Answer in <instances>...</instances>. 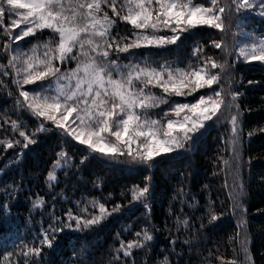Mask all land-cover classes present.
Instances as JSON below:
<instances>
[{"label":"snow or ice","instance_id":"6c2138e0","mask_svg":"<svg viewBox=\"0 0 264 264\" xmlns=\"http://www.w3.org/2000/svg\"><path fill=\"white\" fill-rule=\"evenodd\" d=\"M256 21L264 25V0H0V92L11 100L0 110V243L12 246L6 264H46L64 243L86 242L136 213L107 249L106 264H150L160 233L168 244L159 264H183L194 251L199 264H255L245 179L253 157L245 142L264 136V121L249 127L234 68L264 69V32L250 28ZM213 49L219 59L207 54ZM217 126L225 128L228 155L217 161L229 214L238 218L231 259L218 247L197 251L225 212L210 197L201 204L182 181L163 227L152 220L155 174L190 160ZM52 140L58 150L43 169L45 194L25 189L15 176ZM93 163L139 182L105 195L99 177L90 181L95 191L68 180ZM59 174L68 181L63 188ZM21 198L30 205L26 217L12 211Z\"/></svg>","mask_w":264,"mask_h":264},{"label":"trees","instance_id":"16d2710c","mask_svg":"<svg viewBox=\"0 0 264 264\" xmlns=\"http://www.w3.org/2000/svg\"><path fill=\"white\" fill-rule=\"evenodd\" d=\"M250 28H254L258 35L264 32V25H261L259 21L254 22ZM207 54L215 56L217 59L220 56L219 50L215 49L208 51ZM165 58L168 60L176 59L175 56H167ZM241 78L243 79V84H234V87L243 93L240 98L242 108L251 109V112L246 115V119L249 127H252L264 121V69H261L259 64L236 63L234 80H240ZM248 80L260 81L261 83L249 86L247 84ZM10 107L11 100L3 92H0V110ZM224 134L225 128L222 126H217L216 129L210 130L200 149L190 160L179 161L170 171L157 172L155 174V183L159 195L157 203L153 206L152 220L157 226L163 227L166 220L168 198L172 195L177 182L182 181L188 189H191L192 193L197 194V198L200 199L201 204L205 203L210 197L216 202V206L222 208L225 212V216L217 230L211 234L210 238L203 239L197 251L203 252L205 248L213 249L218 247L220 255L231 259L234 256V252L233 246L228 243V239L238 231V218L232 217L229 214V187H225V174L220 172V165L217 161L218 156L227 158L228 155L223 151L224 144L221 137ZM54 150H58L55 140L49 141L47 145L38 149V157L27 160L20 167V174L15 176L17 182H19L22 175L25 189L31 188L42 195L45 194L43 169L47 166ZM245 153L246 156L251 155L253 157V166L246 173L245 177L249 187V196L246 203L249 209L248 220L252 240V256L255 264H264V213L257 211V208H264V136H254L250 143L246 141ZM0 163H3V161H0ZM214 172L217 174L213 175ZM59 175L62 181L61 188H63L68 181H65L62 174ZM97 177L104 181L105 195L108 193L118 195L125 186L139 182V177L134 173L95 163L88 169L77 173L75 177L69 172L68 180L73 182L78 179L81 180V183L77 185L78 188H82L85 182H89L87 184L88 189L95 191L92 189L90 181H95ZM227 180L228 184L231 185L232 178L230 175L227 177ZM9 183H11V180H9ZM205 185L208 186L207 189L204 188ZM95 194L99 195V192H95ZM69 195H73L74 199L79 198L78 194L69 192ZM28 207H30L28 201L21 198L12 211L26 217ZM59 207L60 205H57V208ZM140 215L141 213H136L131 219L117 221L86 242L71 240L64 243L55 254L45 257L46 264H81L82 260H87L91 264H95V262L106 264L108 259L107 249L113 245L116 234L121 233L123 229L132 225ZM195 215L198 216L200 213H195ZM36 219L39 220L40 217L37 216ZM170 223L171 221H169ZM123 234L125 236L129 235L127 232ZM21 235H25L23 229H21ZM166 236V233L158 234L156 246L149 255L150 264L153 261L155 264H159V261L162 259L161 252L168 244ZM85 243L87 248H85ZM11 251L12 246L10 244L4 245L0 243V264H6L5 257ZM238 252L239 249L237 248L236 253ZM199 260L200 257L194 251L189 261V254L186 252L183 264H199Z\"/></svg>","mask_w":264,"mask_h":264}]
</instances>
